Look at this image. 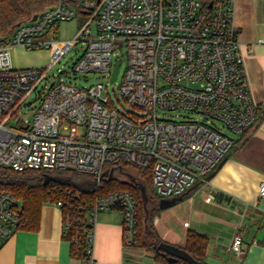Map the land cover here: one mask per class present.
I'll return each mask as SVG.
<instances>
[{"label": "built area", "instance_id": "built-area-1", "mask_svg": "<svg viewBox=\"0 0 264 264\" xmlns=\"http://www.w3.org/2000/svg\"><path fill=\"white\" fill-rule=\"evenodd\" d=\"M210 3L56 0L35 19L18 23L0 39V165L74 169L92 175L99 185L104 164L123 159L136 168L149 167L161 197L182 195L205 179L232 148L233 135L256 122L261 106L249 89L232 19L234 0ZM77 13L85 19L76 37L58 39V24ZM78 41L85 46L70 71L102 73L105 81L80 86L57 72L49 76ZM15 46L46 49L49 62L15 66ZM121 50L125 67L110 88L117 78H111L113 66L121 63L114 55ZM34 99L39 104L31 108ZM169 111L188 115L177 119L181 114L167 116ZM20 208L19 198L0 190V248L18 229ZM110 208L122 211L124 243H135L132 192L99 195L87 215L81 264H95L94 222L99 211ZM69 224L67 215L63 226ZM230 250L244 252L240 233Z\"/></svg>", "mask_w": 264, "mask_h": 264}, {"label": "crops", "instance_id": "crops-1", "mask_svg": "<svg viewBox=\"0 0 264 264\" xmlns=\"http://www.w3.org/2000/svg\"><path fill=\"white\" fill-rule=\"evenodd\" d=\"M232 19L252 98L264 105V0H234ZM19 50L23 47L12 48L13 61ZM233 136L237 141L218 166L182 198L164 205L151 224L175 245L185 244L189 230L206 235L208 264H264V119ZM116 209H103L96 216L95 264H160L154 251L124 243L123 214ZM63 230L61 207L45 202L36 229H17L2 244L0 264H81ZM236 233L244 248L239 255L230 250Z\"/></svg>", "mask_w": 264, "mask_h": 264}, {"label": "trees", "instance_id": "trees-1", "mask_svg": "<svg viewBox=\"0 0 264 264\" xmlns=\"http://www.w3.org/2000/svg\"><path fill=\"white\" fill-rule=\"evenodd\" d=\"M55 1L0 0V39L8 37L18 23L29 20L32 15L51 6ZM210 1L201 0L204 5ZM259 112L256 122L241 133L247 132L264 119L263 104ZM236 141L237 139L234 140L233 146ZM131 166L123 159L115 163H105L100 184L97 185L92 175L74 169L42 167L17 170L0 165V190H8L21 200L18 229H36L42 205L45 202L61 203L62 221L64 222L67 215L70 220L69 227H64L63 236L70 240L73 255L82 258L84 234L89 228L87 215L95 198L116 189H126L132 192L137 202V235L133 244L154 251L155 259L160 264L194 263H188L186 259L163 252L158 247L159 244L184 251L198 264H208L205 261L208 245L206 235L189 230L185 244L180 246L163 240L157 234L151 224V218L173 197H161L156 194L149 167L137 168V175L134 176L126 171ZM116 173L123 174L128 180H120ZM186 192L175 197L182 198Z\"/></svg>", "mask_w": 264, "mask_h": 264}, {"label": "rangeland", "instance_id": "rangeland-1", "mask_svg": "<svg viewBox=\"0 0 264 264\" xmlns=\"http://www.w3.org/2000/svg\"><path fill=\"white\" fill-rule=\"evenodd\" d=\"M85 17L84 15H81L77 13L73 18L70 20L61 21L58 24V28L55 30V36L60 40L65 39H73L76 37L78 27L81 25V23L84 21ZM85 43L83 41H78L76 44L73 45V47L67 51L62 58L54 63L53 67L48 71L49 76L53 72H57L59 75L63 77H67L69 80H71L73 83L77 85H89L91 83L96 82L97 80H103L105 81L106 78L103 77L102 73H78L74 75L70 71L71 65L76 61V59L81 55L83 49H84ZM25 48H23L24 50ZM19 50L16 52V60L13 61V64L18 67H35V66H41L46 65L49 62L50 54L49 51L46 49H34V50H28L25 49ZM27 50V51H26ZM123 50L119 52V54L114 55V62L115 61H121L117 78L113 81V83H109V87L112 88L116 86V83L120 81L121 75L123 73L124 67H125V56L122 54ZM32 97H36L35 93L32 95ZM39 100L34 99L31 108H34V106H38ZM121 108V107H120ZM33 113V111H30L29 116ZM176 113L181 114L178 116L177 119H180L183 117V115H188L186 113H182V111H169L167 112V116H174ZM165 114V116H166ZM28 116V117H29ZM221 124L220 122H218ZM223 130L227 131V129ZM137 168L136 167H129L126 169L130 174L136 176L137 175ZM116 176L120 180L127 179L126 176L123 174L116 173ZM20 200V199H19ZM20 202V201H19ZM117 210V209H116Z\"/></svg>", "mask_w": 264, "mask_h": 264}, {"label": "water", "instance_id": "water-1", "mask_svg": "<svg viewBox=\"0 0 264 264\" xmlns=\"http://www.w3.org/2000/svg\"><path fill=\"white\" fill-rule=\"evenodd\" d=\"M209 5H211V3H209ZM36 17V14L32 15L31 19H35ZM119 66H120V63L117 62L114 64L113 66V70H112V75H111V78L112 80H114L117 76V73H118V70H119ZM180 197H173V198H170L169 200V203H173L175 202V200L179 199ZM168 203V204H169ZM163 252H166V253H169L173 256H176V257H180V258H183V259H186L188 261V263H191L193 262L194 264H198V262L196 260H194L190 255H188L187 253H185L184 251L182 250H175V249H172L166 245H163V244H159L158 246Z\"/></svg>", "mask_w": 264, "mask_h": 264}]
</instances>
